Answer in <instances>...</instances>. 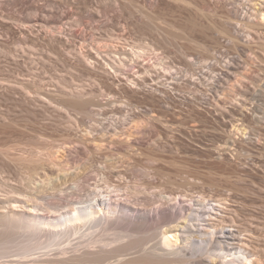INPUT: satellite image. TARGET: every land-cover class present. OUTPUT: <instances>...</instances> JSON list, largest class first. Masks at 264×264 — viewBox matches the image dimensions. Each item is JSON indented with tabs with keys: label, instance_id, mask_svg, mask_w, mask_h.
Listing matches in <instances>:
<instances>
[{
	"label": "rangeland",
	"instance_id": "obj_1",
	"mask_svg": "<svg viewBox=\"0 0 264 264\" xmlns=\"http://www.w3.org/2000/svg\"><path fill=\"white\" fill-rule=\"evenodd\" d=\"M38 1L68 8L69 26L74 25L76 30L89 28L84 30L86 45L100 47L110 35L120 33L122 24H127L129 46L150 43L161 47L183 78L173 88L155 84L158 79L151 80L137 92L124 82L91 80L73 66V54L64 55L47 40L49 36H37L36 32L46 35L45 27H32L36 32L25 40L22 29L30 31L24 21L30 10L11 2L1 9L0 15V34L5 39L0 45V150L22 158L17 162L0 156V175L14 185L18 183L23 194L30 197L29 204L50 207L48 214L55 213L52 207L62 211L68 206L88 204L101 193L98 187L106 185L103 176L111 183H123L128 191L113 192V199L139 202L137 205L148 208L153 217L142 226V244L135 251L154 245L158 230L169 226L157 223L159 204L169 195L224 198L230 213L226 223L238 228L253 247L264 253V26L246 20L223 25L225 0H159L154 10L151 0H118V5L107 8L111 9L106 12L110 18L106 28L100 26L101 17L89 20L66 0ZM102 1L92 0L90 5H101ZM120 11L124 13L121 24L115 18ZM140 11L151 12L155 16L153 23L138 21ZM234 25L245 38L230 30ZM249 33L252 39H246ZM69 36L66 39L70 41L79 39ZM79 42L82 43L78 40L77 46ZM65 45L68 51L71 45ZM229 62L241 65L230 77L226 76ZM132 67L123 72H136ZM210 67L214 68L211 74L217 76L215 82L204 75ZM190 75L195 82L189 79ZM199 76L206 80L195 78ZM77 98L99 100L101 105H92L87 113L88 110H81ZM242 101L245 106L238 107ZM101 125L110 127L109 134L114 133L123 142L120 148L114 150L112 144L103 140L97 143L99 149L92 151L79 142L81 138H91L89 130ZM65 146L69 149L67 154L78 160L74 165H69L61 154ZM50 161L66 165L68 174H82L76 193L54 190L53 184H38L52 165ZM95 167L100 171H94ZM34 184L40 187L35 188ZM126 223L122 224L128 228ZM25 232L13 237L14 253L25 245L37 244V237ZM76 244L55 245L52 252L61 257L62 247L71 246V254L88 245L83 239ZM44 246L35 250L26 263H34L31 258L50 249ZM64 264L93 263L69 259Z\"/></svg>",
	"mask_w": 264,
	"mask_h": 264
},
{
	"label": "bare ground",
	"instance_id": "obj_2",
	"mask_svg": "<svg viewBox=\"0 0 264 264\" xmlns=\"http://www.w3.org/2000/svg\"><path fill=\"white\" fill-rule=\"evenodd\" d=\"M58 1L61 2L62 0H46L47 3ZM66 1L82 15L89 17V20L90 18L101 17L99 21L102 28H106L110 23V18L106 13L111 9L107 10L108 6L116 5L118 2V0H103L101 5L92 6L90 5L92 0ZM128 1L132 2L134 0ZM11 2L27 6L30 10L24 20L27 22L30 31L22 29L25 40L29 39L30 35L36 32L32 27H45L46 35L36 32L37 36H43V38L49 36L47 40L60 49L64 55L68 53L73 54L76 58V63L73 66L81 69L84 75H87L89 78L91 77V80L95 79L113 84L124 82L133 91L137 92L142 89V86H148L146 83L151 80L156 81L158 79L155 84L173 88V84H177L183 78V74L173 69V66L170 64L169 53L161 47L153 46L150 43L129 46L130 43H127V36H125L128 33L127 24H122L120 33L110 35L108 40L100 47H96L92 43H90L92 44L90 46L89 44H85L86 37L84 30L86 29L82 28L83 30L78 29L80 30L78 31L76 28H73L74 25L73 27L71 26L72 24L68 25L67 19L70 16L68 8H56L49 6L51 4L39 3L38 0H0V15L2 14L1 9ZM159 4V0L150 1L152 10L155 7L157 8ZM121 6L117 8V11ZM223 7L226 13L223 25L231 24L233 20H246L251 22V24L264 26V0H238L234 2L225 0ZM140 12L142 14L137 17L138 21L144 22L146 19V23L149 25L153 23L152 21L155 19V16L151 12H149L150 14L144 11ZM136 13L138 14V11ZM123 15V11L115 14V18L118 21L116 23H120ZM99 29L101 28L99 27ZM95 30L93 32H97ZM230 30L236 36L242 39L245 38L242 31L236 25ZM69 35L72 36L70 37ZM248 35L246 39H252V35L250 33ZM66 36H69L70 39L72 37L79 38L78 40L82 42H79L81 46L80 44L77 46L78 40L73 38L74 40L70 41L66 39ZM4 40V37L0 34V45L4 43ZM66 42L71 45L68 51L65 45ZM128 66H133L132 68L133 70L136 69V72H123ZM226 66V76L230 77L241 65L229 62ZM213 71L214 68L210 67V70L204 75L208 76L207 79H214L213 82H215L217 81L215 79L217 76L211 74ZM192 78L193 75H190L189 79ZM195 78H204L206 80V77L201 76ZM221 79L222 75L219 80ZM192 81L195 82L196 80L192 79ZM217 87L215 86L214 88L216 89ZM154 89L160 90L159 88ZM73 101L76 103L75 100ZM99 102V100L93 102V100L82 99L78 101V105L81 110L87 111L92 105L100 106L101 103ZM217 105L218 107L220 106L219 103ZM237 106H245L244 101L238 102ZM87 113H89V110ZM105 127L103 128L102 125L97 126V128L93 127L89 130L92 133L91 138H87V140L81 138L79 142L87 144L91 150L93 149L92 151H97L100 147L97 146V143H101L103 140L112 144L114 150L120 148L123 142L117 140V135L115 136L114 133L109 134L111 131L110 127ZM235 128L239 129L238 125ZM104 129L107 132L102 133ZM97 133H101V136L98 137ZM62 150L63 153L61 154L65 156L69 165H74L78 161L75 156L70 155V153L67 154L69 149L66 146L64 149L62 147ZM0 156L17 162L22 158L21 156L12 157L5 150H0ZM50 162L52 165L48 167L44 177L38 181V184L39 182L41 186L53 184L54 190L76 193L75 190L81 186L82 174H68L69 170H67L66 165L64 166L57 161ZM26 163L29 165L28 162ZM30 163L32 164V162ZM92 166L94 167L96 164ZM31 168L34 169L32 166ZM94 171H100V168L94 169ZM143 172L146 175L145 169ZM104 180H107L104 187H98L99 183L95 185V187L100 189L101 193L95 199L89 201V203L87 202L88 204L68 206L67 208L65 207L67 210L62 211L60 207H52V209L56 210L55 213L52 212L53 216L47 212V210L50 211V207H46L41 203L35 204L33 201L31 202L34 204H29L30 197L28 198L27 194H23V190H21L19 184L14 185V183L12 184L5 179V176L2 177L0 175V264H27V258L35 254V250H38L43 244H46L44 248L50 247V249L44 252V255H37L31 258V261L34 262L31 264H52L55 261L64 264L69 259L84 260L87 263L93 264L104 262H107L106 264H188V262H191V264H264V253L253 247L251 241L238 228L226 223V217L230 215L227 209V200L224 198L206 199L202 195L195 198L194 196L184 194L178 198L171 194L168 199L165 200L163 198L165 201L162 202L161 199L162 203L159 204V220L157 223L163 224V226L161 225L162 227L164 225L169 226L158 230L157 241L154 245L142 247L141 250L135 251V248H139L137 246L142 244L139 234L142 231V226L146 225L150 219L152 220V214L148 211V208L139 207L137 205L139 202L122 200L121 198L113 199V192H125L128 191V188H124L123 183L122 185L121 183H111V181H108L103 176ZM83 183L86 182L83 181ZM34 185H36L35 188L39 186L37 184ZM43 190L44 192L47 191L45 189L41 191ZM103 194H105L104 197ZM107 198L110 200L109 203L106 202ZM125 222L129 224L127 225L126 223L128 228L124 227ZM174 222L177 223L172 224ZM159 224L157 227L160 226ZM22 230L30 233L31 236H36L38 242L37 244L25 245L19 249V253H14L15 250L12 243L15 238L13 237ZM44 237H46V240L43 241L42 238ZM81 239L87 242L88 245L78 247L74 253L70 254L69 248L76 243H81ZM249 239L252 238L249 237ZM65 242H68L71 246L62 247L61 253L63 256L56 257L54 252H52L55 248L52 247Z\"/></svg>",
	"mask_w": 264,
	"mask_h": 264
}]
</instances>
